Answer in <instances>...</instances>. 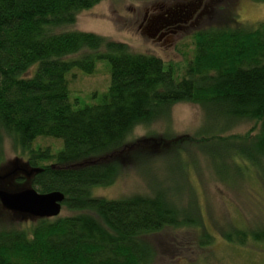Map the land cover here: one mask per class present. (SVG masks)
I'll return each instance as SVG.
<instances>
[{
  "label": "trees",
  "instance_id": "16d2710c",
  "mask_svg": "<svg viewBox=\"0 0 264 264\" xmlns=\"http://www.w3.org/2000/svg\"><path fill=\"white\" fill-rule=\"evenodd\" d=\"M101 1L0 0V164L9 137L28 156L27 168L41 169L26 176L30 185L41 193L63 192V207L74 212L34 218L28 228L1 218L0 264H152L157 251L151 238L171 227L202 229L200 245L211 242L199 215L191 217L163 192L120 199L93 194L125 173L139 147L150 143L161 151L167 136L137 142L129 136L139 125L168 119L177 103L203 110L208 130L200 129L201 142L214 129L229 158L264 169V22L243 24L234 15V25L198 30L193 57L176 78L173 64L160 57L67 29ZM97 59L110 63L108 90L97 103L76 106L69 73L93 74ZM241 122L254 125L244 136L226 134ZM40 137L62 139L63 148L34 149ZM182 137L179 142L195 141ZM169 138L165 143L173 148ZM85 161L93 163L79 165ZM225 231L222 237L238 244L264 242V227Z\"/></svg>",
  "mask_w": 264,
  "mask_h": 264
},
{
  "label": "rangeland",
  "instance_id": "374dc122",
  "mask_svg": "<svg viewBox=\"0 0 264 264\" xmlns=\"http://www.w3.org/2000/svg\"><path fill=\"white\" fill-rule=\"evenodd\" d=\"M198 1L102 0L92 8L83 10L76 23L67 29L94 32L113 41L126 43L133 52L160 57L164 62L173 64L175 77L180 78L185 71L186 61L194 54L195 32L211 26L234 25L231 21L234 15L243 24L264 22V1L202 0L208 7L199 23L180 32L172 41L154 42L143 34L140 25L147 10L152 14L161 11L160 7L165 9L175 4ZM68 79L70 97L72 102H77L76 106L97 103L110 85V63L106 59H97L93 74L73 69ZM204 117L198 105L180 102L173 106L168 119L137 126L129 136V141L170 136L169 139L175 140L174 147L167 146V138L163 139V148L159 152L150 143L139 147L132 153L136 158L125 173L112 185L94 188L93 194L120 199L134 194L163 192L179 208L188 210L191 217L199 215L208 229L211 242L200 245L202 229L199 228H168L151 238L157 251L152 264H264L263 241L248 239L246 244H238L221 235V230L233 234L231 227L246 230L264 227V169H255L237 157L229 158L225 144L214 138V129L209 131L210 135L206 133L209 135L206 142H201L203 135H200V129L208 130V127H204ZM253 125V122H241L226 134L244 136ZM256 128L253 134L258 131ZM183 135H192L195 141L179 142ZM63 145L62 139L40 137L32 147L42 150L49 148L50 152L56 153ZM155 152L159 154L154 155ZM27 158L20 148L15 147L11 138L4 139V160L0 164V174L10 173L17 168L21 171L6 181H0V187L16 190L30 186L24 172ZM19 176L25 178L21 184L16 182ZM72 213L63 207L60 215ZM1 218H11L23 228L30 227L34 219L29 215L8 211L0 202Z\"/></svg>",
  "mask_w": 264,
  "mask_h": 264
},
{
  "label": "water",
  "instance_id": "95a60500",
  "mask_svg": "<svg viewBox=\"0 0 264 264\" xmlns=\"http://www.w3.org/2000/svg\"><path fill=\"white\" fill-rule=\"evenodd\" d=\"M93 162L85 161L79 165H86ZM20 168L10 173L0 174V181L14 176ZM23 170V169H22ZM41 169H24L27 177ZM65 194L61 191L41 193L31 185L27 188L10 190L7 187H0V202L5 209L11 212L32 216L33 218H54L61 214Z\"/></svg>",
  "mask_w": 264,
  "mask_h": 264
},
{
  "label": "flooded vegetation",
  "instance_id": "af4514ba",
  "mask_svg": "<svg viewBox=\"0 0 264 264\" xmlns=\"http://www.w3.org/2000/svg\"><path fill=\"white\" fill-rule=\"evenodd\" d=\"M208 4L186 2L161 8V11L150 14L146 11L140 28L143 34L154 42H169L199 23L202 15L207 12Z\"/></svg>",
  "mask_w": 264,
  "mask_h": 264
}]
</instances>
